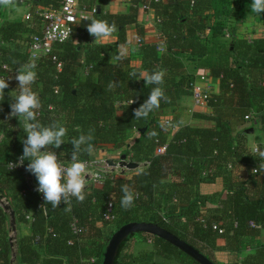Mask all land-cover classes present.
<instances>
[{
	"label": "trees",
	"instance_id": "1",
	"mask_svg": "<svg viewBox=\"0 0 264 264\" xmlns=\"http://www.w3.org/2000/svg\"><path fill=\"white\" fill-rule=\"evenodd\" d=\"M235 2L243 13L251 12V7L245 9L234 0L152 1L161 18L159 31L166 44L163 52L156 43L143 39L139 7L132 5L126 13L99 8L93 17L75 25L76 38L55 45L63 64L61 70L51 59L37 61V79L32 85L42 105L37 118L45 126L59 121L67 129L64 143L53 149L57 155L70 159L72 138L92 129L94 151L121 150L140 164L129 172L107 176L101 183L87 184L82 203L71 198V212L63 210V203L55 209L50 204L41 208L40 195L29 189L24 173L8 166L23 154L21 141L27 137L20 118L7 119L18 82L9 81L12 73L5 72L3 65L17 70L30 62L28 53L15 46L20 38L17 32L42 33L45 19L37 11L58 7L60 0H33L36 10L27 26L22 21L0 23V43H6L0 46V76L5 74L9 83L0 101V199L5 197L11 204L17 226L13 244L10 213L0 200V264H102L112 234L132 221L158 223L216 264H221L214 259L217 250L226 251L233 258L232 264H264V243L258 241L264 230V169L259 168L264 161L258 151L247 146V127L239 128L247 122L245 116L253 113L257 122L251 127L264 130V37L223 38ZM92 18L114 23L118 40L95 41L86 27ZM131 24H137L142 45L117 60ZM205 31L209 32L202 37ZM134 57L140 59V66L133 63ZM189 60H194L195 68L209 69V75L219 82V92L211 93L208 99L214 126L184 125L170 137L157 112L177 105L190 93L196 77L188 70ZM154 70L165 72L162 87L169 99L161 100L159 108L147 118L137 120L133 109L144 102L153 87L141 78ZM109 82H116V87L109 89ZM153 131L156 135L150 137ZM163 147V151H156ZM93 157L81 153L80 159ZM217 177L224 180V193L199 191L201 183ZM124 184L135 196L127 210L120 204ZM181 196L192 200L176 204ZM109 203L113 205L112 217L107 219ZM75 218L86 228L84 231L73 232ZM23 226L27 234L22 233ZM220 238L225 241L223 246L218 245ZM132 239L150 241L153 249L129 252ZM14 252L16 259L12 262ZM115 264L199 263L171 242L138 232L122 243Z\"/></svg>",
	"mask_w": 264,
	"mask_h": 264
},
{
	"label": "clouds",
	"instance_id": "2",
	"mask_svg": "<svg viewBox=\"0 0 264 264\" xmlns=\"http://www.w3.org/2000/svg\"><path fill=\"white\" fill-rule=\"evenodd\" d=\"M14 2L15 0H0V6L7 7ZM251 12L264 14V0H252ZM86 27L89 35L95 37V40L110 37L116 31L114 23L109 24L107 20L96 18H92ZM125 57L126 50L120 51L116 59L123 60ZM35 68L36 65L32 62L21 64L17 68L14 79L18 82V93L12 95L13 102L9 105L10 112L7 119L18 117L23 122L27 138L21 141L23 154L18 158V163L23 164L25 160L29 161L25 170L36 177L38 186L35 190L42 194L44 201L41 208L50 204L55 209L63 203L65 205L63 210L71 212L70 197H75L80 203L86 198L84 190L89 171L87 164L80 159V156L81 153L93 155L94 150L90 141L94 130L90 129L87 133H81L78 137L72 138L71 162L67 167L63 166L53 149H59L64 143L63 138L67 129L59 121L45 126L38 120L37 111L42 105L39 95L32 88L37 79ZM131 75L135 77L136 73ZM164 76L163 70H154L142 76L141 79L145 81V84L153 85V87L144 102L133 109L135 119L147 118L152 111L159 108L161 100L168 101L169 98L162 87ZM8 87V80L0 78V101L4 99V90ZM108 87L109 89L116 87V82H109ZM149 135L155 136L156 132L153 131ZM258 156L261 161H264V150H258ZM8 166L13 169L18 164L8 163ZM259 168L264 169V163H260ZM257 170L253 169V172ZM121 193V207L127 210L134 204V192L129 185L124 184L121 186Z\"/></svg>",
	"mask_w": 264,
	"mask_h": 264
},
{
	"label": "crops",
	"instance_id": "3",
	"mask_svg": "<svg viewBox=\"0 0 264 264\" xmlns=\"http://www.w3.org/2000/svg\"><path fill=\"white\" fill-rule=\"evenodd\" d=\"M237 1V0H234ZM93 1H88L87 4L92 6ZM97 4L99 2H96ZM130 3L122 0H104L102 3H99V8H103L105 11H110L112 13H126L130 11V6H128ZM142 2L140 0H135L132 5L141 7ZM131 5V6H132ZM43 8V7H41ZM143 8V7H142ZM238 4L234 3V9L231 12L230 16L228 17V25L224 29V37L225 39H230V37H245L248 40H252L255 37H264V15L261 14H254L251 16V20H246V18H243L241 15V9H239ZM152 9H144L145 15L144 18H140L139 24L143 27V39L146 42L156 43L158 45H164L165 40L161 36V32L159 31V21L158 23H154L152 20ZM36 10L33 0H15V2L7 7L2 6L0 8V23L4 20L8 21H22L24 25H28L32 23L33 18H29L28 14L33 13V11ZM155 12L156 17V10H153ZM246 21V22H244ZM249 24V26H248ZM229 30V31H228ZM246 30V33H244ZM209 32V31H208ZM208 32H204L202 34L203 36H206ZM20 35V38L15 43V46H17L19 49L23 50L24 52H27V44L26 40L30 39L31 32L29 31H18L17 32ZM140 37L138 33L137 24H131L127 26V40L124 44L120 46V50L124 51V48L126 50V47H130L131 43L137 44V38ZM76 38V37H75ZM118 40L117 36V30L114 31L110 37L107 38H101L98 40H95L97 42L101 43H115ZM4 41L2 40L1 45H5ZM28 53V52H27ZM132 51L126 54H131ZM83 55V52L81 54V57ZM81 62V60H79ZM78 62V63H79ZM77 63V64H78ZM189 67L188 70L196 77L195 83L200 88L201 91L204 93H207L210 95L211 93H217L219 92V82L217 79L211 77L209 75V69L205 67L196 66L194 64V60H189ZM137 66L141 65L140 59L136 58ZM210 90V93H208ZM158 116L160 117V122H162L165 118H172L174 121V128L172 129V133L170 132V137L174 134V132L180 127L184 125H194V126H208L212 127L214 126V121L211 120L209 117L213 115L212 108L208 105V102H203L202 104H198L195 101V96L193 90H190V93L187 95H184L180 98L177 105L167 108L159 109L157 112ZM246 120V119H245ZM257 122L256 117L247 120L244 124H242L239 128H245L247 127L245 133H246V144L249 148L254 150L256 146H264V130L257 128V127H251L252 124H255ZM2 139V134L0 135V140ZM101 151L107 152L108 160H112L111 157H109L111 152L118 151H110V150H104L100 149ZM100 150L94 151V157L93 158H100L96 156L98 155ZM255 151V150H254ZM113 176V175H112ZM222 177H217L216 179H213L209 182L201 183L199 186V191L203 194H212L217 193L222 194L225 192V184L222 182ZM214 181V182H213ZM93 183L88 179L87 184ZM218 184V185H217ZM221 192V193H220ZM192 200V197L187 196H181V198L177 199V203L181 204H188ZM29 231L28 229L23 226L22 227V233L27 234ZM258 241H261L264 243V230L262 231L260 238ZM218 244L220 246H223L225 244V241L223 238L218 239ZM153 249V244L148 242L140 241L139 239H132L131 245L129 247V252H133L135 254H138L140 252H150ZM244 254H241L239 256V259L241 260L243 258ZM214 259L218 263L223 264H232L233 258L223 250H217L214 253Z\"/></svg>",
	"mask_w": 264,
	"mask_h": 264
},
{
	"label": "built area",
	"instance_id": "4",
	"mask_svg": "<svg viewBox=\"0 0 264 264\" xmlns=\"http://www.w3.org/2000/svg\"><path fill=\"white\" fill-rule=\"evenodd\" d=\"M88 1H93V5L90 6L87 4ZM104 0H60V5L58 7H43L39 11L40 14L45 19V24L42 33H33L30 36V39L27 44V52L29 55V61L32 63H37V61L43 58L51 59L53 62L57 64V69H62V61L58 58V55L55 52V45L61 42H66L74 39L78 32L75 29V25L79 23L81 20L85 18L93 17L99 11V3H102ZM152 1H160V0H149L147 2H142L141 7L144 9H151ZM96 2H99L98 4ZM29 18H33V14H28ZM158 21H161L160 17H157ZM142 38H137V46L142 45ZM158 50L163 52L165 50L164 45H158ZM3 68L6 70L5 72L16 73V70L10 68L7 64L3 65ZM0 78H6V75L3 74ZM190 90H193L195 101L198 104H202L203 102H208L209 95L200 90V88L196 85L195 82L191 83ZM59 92V88H55V93ZM255 118L253 113L245 116L246 120H251ZM163 126L167 129L174 128V121L172 118H165L162 121ZM163 151V148H160ZM255 151L259 150V146L254 148ZM59 157V156H58ZM60 158V157H59ZM127 160L131 159L127 157ZM60 161L63 166L67 167L71 160H65L60 158ZM87 164L89 171V180L93 183H101L108 174L112 173L115 168H121L122 157L120 159L114 160L115 164H110L108 158H92L89 160H82ZM10 163L18 164L15 169L22 171L25 175L27 183L29 185V189L35 190L38 186V182L33 174L27 172L26 164H19L17 161H11ZM124 170V168H122ZM36 191V190H35ZM39 193V192H38ZM40 199L42 200L41 205L44 203L43 196L39 193ZM72 197H70L71 200ZM2 201H6V198H1ZM112 203H109L108 210L105 213V218L109 219L112 217ZM86 228L82 226L78 219H74L72 222V230L74 233H80L84 231Z\"/></svg>",
	"mask_w": 264,
	"mask_h": 264
},
{
	"label": "water",
	"instance_id": "5",
	"mask_svg": "<svg viewBox=\"0 0 264 264\" xmlns=\"http://www.w3.org/2000/svg\"><path fill=\"white\" fill-rule=\"evenodd\" d=\"M110 164H115L114 160H109ZM121 166L135 169L140 166L139 162L128 161L127 155H122ZM1 200V199H0ZM2 201V200H1ZM3 205L8 209L11 217V225L13 229V234L10 237V240L14 244L13 239L17 236V226H16V216L15 212L9 202L2 201ZM138 232H146L152 235H157L175 246L184 251L186 254L191 256L199 264H216L215 261L201 252L199 249L181 239L175 233L169 231L165 227L159 225L156 222L148 221H132L122 225L118 228L111 236L104 253V259L102 264H115V260L118 256L120 247L122 243L131 235ZM16 259V252H14L12 262Z\"/></svg>",
	"mask_w": 264,
	"mask_h": 264
},
{
	"label": "rangeland",
	"instance_id": "6",
	"mask_svg": "<svg viewBox=\"0 0 264 264\" xmlns=\"http://www.w3.org/2000/svg\"><path fill=\"white\" fill-rule=\"evenodd\" d=\"M122 1H126V2H128V3H130L128 6H131L132 4H133V2L135 1V0H122ZM237 1H239V3L241 4V5H244V7H245V9H248L249 10V8L251 7V2H252V0H244V1H241L240 2V0H237ZM236 3V2H235ZM238 7H239V5H238ZM154 9H152V12H153V15H152V20L154 21V23H158V21H157V17H156V15H155V12L153 11ZM243 13V12H242ZM139 15H140V18H144V15H145V10H144V8H142V7H140L139 8ZM254 14L252 13V12H250V11H248V13L247 12H244L243 13V15H242V17L243 18H246V20H251V16H253ZM244 22H246V21H244ZM248 26H249V24H248ZM229 31V30H228ZM244 33H246V30H245V32ZM204 37V36H203ZM230 38H232V36L230 37ZM227 39H228V37H227ZM137 46V44H134V43H131V45H130V47H126V53H129L130 51H132L135 47ZM124 50H125V48H124ZM137 58V57H136ZM136 58L134 57V60H133V63H136ZM14 76L15 75H13V73H12V76H10V78H9V81L10 82H17L15 79H14ZM208 93H210V90H209V92ZM162 123V122H161ZM172 129L173 128H171V129H168V132L170 133H172ZM1 135V134H0ZM101 151V150H100ZM110 151H116V150H110ZM157 152H161V149L160 148H157V150H156ZM111 155L109 156V157H111V159L112 160H117V159H120L121 157H122V155H123V153L121 152V150H119V152L118 153H114V152H111L110 153ZM107 155V152L105 153L104 151H101V152H99L98 153V155L96 154V156H98V157H100V158H103L104 156L105 157H107L106 156ZM130 161H132V160H130ZM122 168H124V170H122ZM129 168H126V167H121V168H115L113 171H112V173H110V174H108V176H111V175H117V174H122L124 171V173H126V172H129ZM221 178V177H220ZM222 180V182L224 183V180H223V178L221 179ZM214 182V181H213ZM218 185V184H217ZM221 193V192H220ZM212 194H219V192H217V193H212ZM113 229H115V226H113ZM219 245V244H218Z\"/></svg>",
	"mask_w": 264,
	"mask_h": 264
}]
</instances>
